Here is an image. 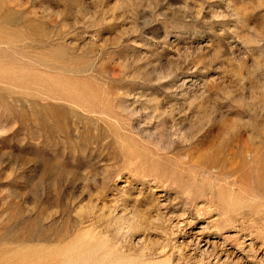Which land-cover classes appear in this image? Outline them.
Here are the masks:
<instances>
[{
    "label": "rangeland",
    "instance_id": "rangeland-1",
    "mask_svg": "<svg viewBox=\"0 0 264 264\" xmlns=\"http://www.w3.org/2000/svg\"><path fill=\"white\" fill-rule=\"evenodd\" d=\"M191 231L264 264V0H0V264Z\"/></svg>",
    "mask_w": 264,
    "mask_h": 264
},
{
    "label": "bare ground",
    "instance_id": "bare-ground-1",
    "mask_svg": "<svg viewBox=\"0 0 264 264\" xmlns=\"http://www.w3.org/2000/svg\"><path fill=\"white\" fill-rule=\"evenodd\" d=\"M176 224V226L183 231L184 229L182 228H184L185 225L182 226V224L186 223L185 220H182L181 222H177ZM187 235H190V238L187 242V244L189 243L187 246V248L189 247V249L185 248V250L187 251L185 252L184 250L185 253L182 251L184 255L181 260L187 259V261H190L191 264H235V262L232 261V250H223V248H219V246L215 242H210L208 237L202 236V233L200 231H191L190 234L188 233ZM184 245L186 247V244ZM202 247L204 248L202 249ZM222 257H224V260H221Z\"/></svg>",
    "mask_w": 264,
    "mask_h": 264
}]
</instances>
